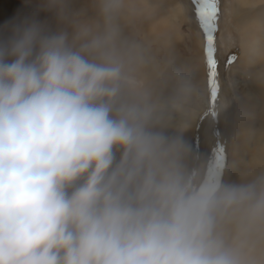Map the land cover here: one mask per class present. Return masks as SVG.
Returning a JSON list of instances; mask_svg holds the SVG:
<instances>
[{
    "label": "clouds",
    "instance_id": "9594fccd",
    "mask_svg": "<svg viewBox=\"0 0 264 264\" xmlns=\"http://www.w3.org/2000/svg\"><path fill=\"white\" fill-rule=\"evenodd\" d=\"M108 44L36 18L0 35V264H244L222 225L264 220V176L190 181Z\"/></svg>",
    "mask_w": 264,
    "mask_h": 264
},
{
    "label": "rangeland",
    "instance_id": "374dc122",
    "mask_svg": "<svg viewBox=\"0 0 264 264\" xmlns=\"http://www.w3.org/2000/svg\"><path fill=\"white\" fill-rule=\"evenodd\" d=\"M65 1L69 7L66 14L57 11L54 7H49L53 0H2L0 2V35L7 34L13 24L25 19L34 17L39 19L40 8L43 7L49 8V12L41 21L52 32H65L63 25L61 26L64 19H68L66 21L75 19V22L79 17L81 19L78 22L85 20L87 16H90L92 20L99 19L97 21L101 26L106 27L104 34L112 45L115 44L118 32L121 34V40L126 42L130 39L132 44L140 43L139 52L142 59L131 61L129 58H124L117 63L120 64L124 75L121 83L122 97L139 106L146 116L147 130L158 134L161 129L169 125L171 136L175 128L180 127L176 131L180 135L181 129L193 127V134L186 139L180 136L179 141L183 148V159L187 157L186 166L189 164L186 172L190 181L222 180L225 183L247 184L259 176H264V161L257 159L258 150H264V22L260 26L262 14H257L258 5L254 10L248 9L252 7L250 3H264V0H218L215 58L218 93L222 100L219 103L216 98L218 106L215 103V109L220 114V120L212 115L205 37L192 0H143L147 1L146 7L153 11L156 19H160L157 20L156 25L161 30V38L166 41L167 38L172 37L168 50L167 43L157 44L154 42V37L145 38L147 42L141 33L140 24L145 21L138 22L134 17L136 13L132 17L129 14L131 9H122V1L132 5L135 0ZM99 4L102 8L96 9ZM106 8L109 9L108 12H105ZM182 8H186L187 11H182L180 16H176L174 13ZM252 13H255L259 20L255 18L250 22L246 15ZM112 18L119 20L120 23H113ZM168 26H172L170 28L173 29L167 32L169 37L165 32L169 30ZM250 30L259 33L257 52L251 49L245 57H240L243 46L241 37ZM132 33H135V36ZM70 36L74 37L73 33ZM70 43L78 45L79 41L71 40ZM150 51L156 56L155 58L151 59L147 56ZM233 57L235 59H232ZM242 58L251 59V62L244 65L240 62L238 65L237 61ZM147 72L153 75L148 80L143 77ZM152 84L156 89L154 94L150 95L148 86ZM133 87L139 88V92L134 96H132ZM189 90L194 93L198 99L197 102L188 101L186 95ZM144 100H150L149 106L144 103ZM249 106H253V110L248 111ZM168 140H174V138ZM243 145L244 148L251 146V149L248 147V151H245ZM219 148L225 150L224 159L217 153ZM192 150L194 151L191 152ZM119 156L120 150H117V157ZM257 170L262 171L258 177ZM223 225L232 226L245 239L242 251L244 264H264L263 220H252L247 208L242 207L235 210Z\"/></svg>",
    "mask_w": 264,
    "mask_h": 264
},
{
    "label": "bare ground",
    "instance_id": "6f19581e",
    "mask_svg": "<svg viewBox=\"0 0 264 264\" xmlns=\"http://www.w3.org/2000/svg\"><path fill=\"white\" fill-rule=\"evenodd\" d=\"M159 1V0H158ZM258 1H260V0H258ZM49 2V1H48ZM147 2V1H146ZM146 2L145 1H143V0H135V2L132 4V5H130V3H125L124 1H122L121 2V6H122V9L123 8H126V9H131V12L129 13L132 17L134 16V14L136 13V16H134L136 19H137V21L139 22V20H141V21H145V23H140L141 24V33H142V35H143V37H144V39L146 38V39H150V37H154V42L155 43H157V44H160V43H167L166 44V49L168 50L169 49V46H168V44L170 43V40H171V36L168 34L171 30H173L172 28H170V27H172V26H168V28H169V30H166L165 32L168 34V37L170 36V38L168 39L167 38V36H166V41H164L162 38H161V35H160V32H161V30L160 29H158L159 27H157V25H156V23H157V20L159 19H156L157 17H156V15L153 13V11L151 12L147 7H146V5H148V4H146ZM166 2V1H165ZM43 3V2H42ZM45 3V2H44ZM94 3V2H93ZM154 3V2H153ZM164 3V2H163ZM168 3V2H167ZM167 3H165V4H167ZM47 4V3H46ZM49 4V3H48ZM96 4H97V2H96ZM107 4V3H106ZM156 4V3H155ZM251 5H252V7L251 8H248L249 10H254V8L258 5V10H257V14H262V17L260 18V26H262V24H263V22H264V3H250ZM170 5H171V3H170ZM42 6H45V5H43L42 4ZM49 7H54V8H56V10L57 11H61V12H63V13H65L66 11H68V9L67 8H69L68 7V3L65 1V0H53V2H51V5L49 6ZM148 7H150V6H148ZM164 7V6H163ZM185 7V6H184ZM100 8H102V5L101 4H99V5H97V7H96V9H100ZM159 8V7H158ZM51 9V8H50ZM157 8H155V10H156ZM37 10V9H36ZM41 10V12H45V13H41V12H39ZM40 10L38 9V12H39V15H40V17H39V15H38V18H39V20H41L42 18H43V16L45 15V14H47L49 11V8H46L45 9V7H43L42 9L40 8ZM42 10H44V11H42ZM93 10H94V7H93ZM160 10V9H159ZM169 10V9H168ZM182 11H187V9L186 8H182V9H179L178 11H177V13H174L176 16H180V14H181V12ZM91 12H94V11H91ZM100 12H102V11H100ZM156 12H157V10H156ZM155 12V13H156ZM171 12V11H170ZM37 13V12H36ZM83 13V12H82ZM248 13H250V12H248ZM66 14V13H65ZM161 14H163L162 13V11H161ZM171 14V13H170ZM81 15H83V14H81ZM87 15H88V13H87ZM90 15H92V13L90 14ZM107 15V14H106ZM105 15V16H106ZM159 15V14H158ZM67 16V15H66ZM70 16V15H69ZM85 16V15H84ZM163 16V15H162ZM164 16H165V13H164ZM71 17V16H70ZM72 17H73V15H72ZM71 17V18H72ZM75 17V16H74ZM82 17V16H81ZM90 17V16H89ZM88 16L86 17V19L85 20H82L81 22L79 21L78 22V20L79 19H81L80 17H79V19L77 20V22H75V19L74 20H72V19H69V20H71V21H66V20H68V19H64L63 20V24H61V26L63 25V28L65 29V32L68 34V37H69V41H71V40H75L74 38L80 33V32H82V31H85L87 34L86 35H84L80 40H76V41H79V43H82V42H87V41H89V40H92V39H94V38H100V39H104V38H106V36H105V29H106V27H103V26H101V24L97 21V20H99V19H97V20H95L96 18H94L93 20L92 19H90ZM107 17V16H106ZM246 17L248 18V20L250 21V22H252L255 18H257L256 17V14L255 13H252V14H249V15H246ZM35 18V17H34ZM67 18H68V16H67ZM164 18V17H163ZM37 19V18H36ZM44 19V18H43ZM61 19H63V18H61ZM112 20H113V23H116V22H118V23H120V21L119 20H114L113 18H112ZM160 20V19H159ZM164 20V19H163ZM257 20H259L258 18H257ZM74 21V22H73ZM60 22L62 23V21L60 20ZM172 22V21H171ZM244 23H245V21H243ZM117 23V24H118ZM166 23V22H165ZM168 23V22H167ZM158 24V23H157ZM163 24V23H162ZM170 24V23H169ZM161 28V27H160ZM164 28V27H163ZM163 28H162V30H163ZM165 29H167V28H165ZM173 32V31H172ZM73 33V36L74 37H71L70 36V34H72ZM75 34V35H74ZM134 36H135V33H132ZM162 34H164V33H162ZM166 34V35H167ZM163 36V35H162ZM145 39V40H146ZM165 39V38H164ZM147 42H148V40H146ZM259 41H260V39H259V33H258V31L256 32H254V31H252V30H250V31H246V33H244L243 34V36L241 37V44H243V46H242V51H241V53H240V57H245L247 54H248V52L249 51H251V49L253 50V52H257V48H258V45H259ZM171 43H172V41H171ZM108 46H109V48L113 51V53H114V56H115V60H116V62H119V61H122L124 58H129V60H131V61H137V60H139V59H142L141 57H140V49H141V47H140V43L139 42H135V43H133L132 44V40H130V39H128L126 42L124 41V40H121V34L118 32V34H117V38H116V40H115V44L114 45H112L110 42H109V44H108ZM148 46H151L150 44H148ZM147 56L150 58L151 57V59H153V58H155L156 56L152 53V51H150L148 54H147ZM146 57V56H145ZM144 60V59H143ZM148 62V61H147ZM240 62H242V64L244 65L245 63L246 64H249L250 62H251V59H246V58H242V59H240V60H238L237 61V63H238V65L240 64ZM149 63H151V62H149ZM152 74L150 73V72H147V73H144V75H143V77L145 78V79H150V78H152ZM154 84H152V85H149L148 86V92H149V94L150 95H153L154 94V92H155V87L153 86ZM249 85V84H248ZM249 87V86H248ZM250 90V89H249ZM137 92H139V88L138 87H133V91H132V96H134ZM244 96H246V95H244ZM186 98L188 99V101L190 102H197L198 101V99L194 96V93L191 91V90H189L188 91V93H187V95H186ZM217 100H218V102L220 103V101L222 100V98L220 97V95H219V93H218V95H217ZM149 101L150 100H144V103L147 105V106H149ZM217 104V103H216ZM241 105H242V103H241ZM217 106H218V104H217ZM254 106V105H253ZM253 106H249V108H248V111H250V110H253ZM219 108V107H218ZM239 108H240V106H239ZM199 109V108H198ZM216 111L218 112V110L216 109ZM202 112V111H201ZM244 114V113H243ZM208 116V115H207ZM199 118V117H198ZM222 118V117H221ZM238 119V118H237ZM183 120V119H182ZM220 120V119H219ZM239 120V119H238ZM180 121V120H179ZM223 122V121H222ZM190 123V122H189ZM189 123H188V125H189ZM180 124V123H179ZM178 126V125H177ZM192 126V125H191ZM194 126V125H193ZM176 127V126H175ZM222 128V127H221ZM177 128H175V132H174V134H172L171 136H170V134H171V128H170V126L169 125H166L163 129H161L160 130V133H158V134H161V135H163L164 137H166L167 139H169V138H174V140H169L170 142H176V141H180V139L181 138H188L190 135H192L193 134V132H194V129H193V127H188V128H186V129H181V131H180V135H179V133L177 134V132L176 131H178V129H180V127L176 130ZM219 129V128H218ZM224 129V128H223ZM219 131H220V129H219ZM170 136V137H169ZM180 136H181V138H180ZM182 136H184V137H182ZM194 136V135H193ZM224 137V136H223ZM242 142H243V140H241ZM236 142H237V140H236ZM236 142H235V144H236ZM248 143V142H247ZM242 144H244V143H242ZM250 144V143H249ZM201 147H203V146H201ZM250 149H251V146H248ZM248 147L246 148H244V145H243V149L245 150V151H248ZM252 148H253V144H252ZM194 150H192L191 152H193ZM251 151V150H250ZM257 155H258V158L257 159H259V160H261V161H264V150H258V152H257ZM253 159V158H252ZM183 165L184 166H186V163H187V157H184V159H183ZM259 162V161H258ZM191 163H193V162H191ZM245 164V163H244ZM189 165V164H188ZM187 165V166H188ZM191 165V164H190ZM187 166L185 167V170H186V168H187ZM190 168H191V166H190ZM187 171V170H186ZM189 171V170H188ZM260 173H262V171H260V170H257V177H258V175L260 174ZM255 176V175H254ZM260 177V176H259ZM245 209H246V207H245ZM264 221V220H263ZM222 228H223V231H224V233H225V236H226V238L228 239V241L229 242H233V241H236L238 244H239V246H240V252H241V255H243V247H244V244L243 243H245V239L243 238V236L241 235V233H239V232H237V230L235 229V228H232V226H222ZM238 229V228H237ZM245 234V233H244ZM241 240H244V241H241ZM248 241V240H247ZM248 244V243H247Z\"/></svg>",
    "mask_w": 264,
    "mask_h": 264
},
{
    "label": "snow or ice",
    "instance_id": "6c2138e0",
    "mask_svg": "<svg viewBox=\"0 0 264 264\" xmlns=\"http://www.w3.org/2000/svg\"><path fill=\"white\" fill-rule=\"evenodd\" d=\"M192 3L194 6L196 17L205 37L209 78L208 82L213 107L212 115L218 120L220 118V114L215 109L216 98L219 91L217 79V60L215 58V33L217 31V21L219 15L218 0H192ZM232 59H235V57H233ZM217 153L220 154V158H225L224 148L217 149Z\"/></svg>",
    "mask_w": 264,
    "mask_h": 264
}]
</instances>
